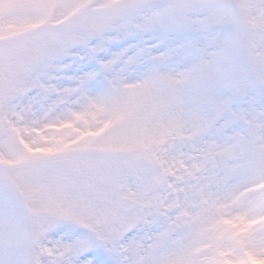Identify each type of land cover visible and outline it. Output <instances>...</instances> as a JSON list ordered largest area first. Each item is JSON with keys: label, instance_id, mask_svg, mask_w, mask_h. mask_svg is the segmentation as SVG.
Listing matches in <instances>:
<instances>
[{"label": "snow or ice", "instance_id": "obj_1", "mask_svg": "<svg viewBox=\"0 0 264 264\" xmlns=\"http://www.w3.org/2000/svg\"><path fill=\"white\" fill-rule=\"evenodd\" d=\"M0 264H264V0H0Z\"/></svg>", "mask_w": 264, "mask_h": 264}]
</instances>
